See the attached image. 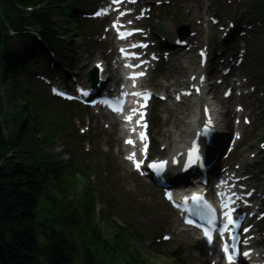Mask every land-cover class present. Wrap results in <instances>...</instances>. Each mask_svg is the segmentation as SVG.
<instances>
[{
    "label": "trees",
    "instance_id": "obj_1",
    "mask_svg": "<svg viewBox=\"0 0 264 264\" xmlns=\"http://www.w3.org/2000/svg\"><path fill=\"white\" fill-rule=\"evenodd\" d=\"M16 1L28 5L39 0ZM10 4L6 17L16 25V10ZM3 63L0 80V246L4 254L0 255V264H111L114 250L109 242L102 250L94 218L89 224L95 241L89 240L81 248L72 231L78 227L79 220L65 196V190L76 186V172L61 178L56 165L47 160V147H52L54 141L49 122L39 120L35 109L28 107V93L19 85L13 61L6 57ZM11 151L15 155L8 158ZM49 174L55 177L56 186L49 183ZM118 240L125 242L119 236ZM124 246L128 251V244Z\"/></svg>",
    "mask_w": 264,
    "mask_h": 264
},
{
    "label": "snow or ice",
    "instance_id": "obj_2",
    "mask_svg": "<svg viewBox=\"0 0 264 264\" xmlns=\"http://www.w3.org/2000/svg\"><path fill=\"white\" fill-rule=\"evenodd\" d=\"M129 67H132V65H129ZM139 75H143V73H139ZM137 77L134 75L133 77H131V79L135 80ZM58 94H63V93H58ZM85 95H87V93H84ZM134 95H139L138 93H134ZM150 95V94H149ZM115 111H118V112H121L123 109L122 108H117V109H114ZM127 119L129 121H131L132 117L129 116L127 117ZM128 143H133L132 141H128ZM135 154H133V157H134ZM133 157H129L130 159H132ZM166 162H163L159 165H156V164H153L151 165L153 168H163L164 167V164ZM136 167L139 168L140 167V164L139 162L136 163ZM169 198L171 199V196L169 195ZM193 200H196V201H201L202 200V197H199V196H194L193 197ZM204 207L207 208L208 212L211 213V217L209 218L208 220V223L209 225H212L213 226V230L215 231V209H213L211 207V205H208V204H204ZM224 208H225V211L223 213L225 219L227 220V223L224 225V232L228 231V228L230 225H233L235 224V220L233 219L232 217V209L230 208V206L228 204H225L224 205ZM188 223H193V221L189 220L187 221ZM199 227V225H198ZM224 232H220L219 234L220 235H223ZM204 235L208 241V243H212L213 241V234H212V231H210L208 228H204ZM167 239V237H166ZM235 238L233 237V240ZM231 249L232 251H230V248H229V245L227 243L224 244L223 248L221 249L222 253L226 256V259L228 260V264H233V261H234V255H233V251L236 252V254L238 255V249H237V246L235 244H233L231 246ZM244 256H248L249 254L247 252L243 253Z\"/></svg>",
    "mask_w": 264,
    "mask_h": 264
},
{
    "label": "rangeland",
    "instance_id": "obj_3",
    "mask_svg": "<svg viewBox=\"0 0 264 264\" xmlns=\"http://www.w3.org/2000/svg\"><path fill=\"white\" fill-rule=\"evenodd\" d=\"M55 18V20H59V17L58 16H55L54 17ZM26 42L25 41H22V40H15L14 41V47L13 46H11L12 47V49L13 50H16V51H21V49H22V47L24 46V44H25ZM167 79L168 80H171L172 79V75H169V76H167ZM262 134V131H261V129L259 128V136ZM255 141H257V140H255ZM66 142H65V140H64V138H63V136H61L60 138H59V140H58V142H57V146H59L60 148H62V144H65ZM61 150V149H60ZM60 150H58V152L60 151ZM116 175V174H115ZM118 189L120 190V192H122V196H121V199L125 196V194H126V189H124V190H122V188L121 187H119L118 186ZM146 250V249H145ZM147 251V256L153 261V258H151L150 256H149V252H148V250H146ZM154 263H156L155 261H153ZM159 264V263H158ZM165 264H168V262L166 261L165 262Z\"/></svg>",
    "mask_w": 264,
    "mask_h": 264
},
{
    "label": "water",
    "instance_id": "obj_4",
    "mask_svg": "<svg viewBox=\"0 0 264 264\" xmlns=\"http://www.w3.org/2000/svg\"><path fill=\"white\" fill-rule=\"evenodd\" d=\"M0 255L3 256V250H2V248H1V246H0Z\"/></svg>",
    "mask_w": 264,
    "mask_h": 264
},
{
    "label": "bare ground",
    "instance_id": "obj_5",
    "mask_svg": "<svg viewBox=\"0 0 264 264\" xmlns=\"http://www.w3.org/2000/svg\"><path fill=\"white\" fill-rule=\"evenodd\" d=\"M257 18H262L263 16H259V15H256ZM3 250V249H2ZM3 254H4V251H3Z\"/></svg>",
    "mask_w": 264,
    "mask_h": 264
}]
</instances>
